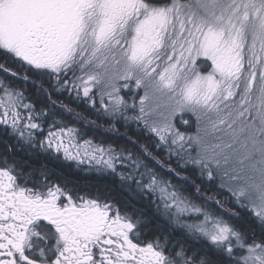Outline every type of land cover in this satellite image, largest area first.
<instances>
[{
    "label": "snow or ice",
    "instance_id": "obj_1",
    "mask_svg": "<svg viewBox=\"0 0 264 264\" xmlns=\"http://www.w3.org/2000/svg\"><path fill=\"white\" fill-rule=\"evenodd\" d=\"M0 128L114 178L70 185L9 146L0 264H264V0H0Z\"/></svg>",
    "mask_w": 264,
    "mask_h": 264
},
{
    "label": "trees",
    "instance_id": "obj_2",
    "mask_svg": "<svg viewBox=\"0 0 264 264\" xmlns=\"http://www.w3.org/2000/svg\"><path fill=\"white\" fill-rule=\"evenodd\" d=\"M69 102L70 101H65ZM73 107H76L75 104L72 105ZM86 105H80L79 109L80 111H83L84 108H86ZM64 119L72 123V120L70 117L65 116ZM133 134V129H125L123 127H120L118 132L116 133H107L104 128H92L88 130V136L94 137L96 140H108V141H115L118 144H123L126 135L124 134ZM119 137V139H117ZM14 139L8 135V133L3 129L0 128V151H5L8 149L9 146H11L12 150L16 149ZM24 158H26V155H24ZM29 159L34 160L35 165L41 169V170H48V168L52 165H54V160L57 158L50 157L49 155L46 154H34L29 156ZM73 175H76L73 173ZM70 176V177H69ZM68 177L70 178L71 181H73V177L68 174ZM72 178V179H71ZM113 179L110 176L104 175L97 173L96 171H87L84 172L82 168V187L85 186H111L113 185ZM76 181H73L76 183V185H79V181L77 179H74ZM113 195L122 203L128 205L130 208H133L137 211L143 210L146 212L149 218H151L152 213L155 211L154 206L150 205L147 200L141 199L134 193L126 190H120L116 189L113 192ZM237 226L238 227H244L246 224L250 223L248 217L246 216L245 213H241V221H237ZM154 227V223H153Z\"/></svg>",
    "mask_w": 264,
    "mask_h": 264
},
{
    "label": "flooded vegetation",
    "instance_id": "obj_3",
    "mask_svg": "<svg viewBox=\"0 0 264 264\" xmlns=\"http://www.w3.org/2000/svg\"><path fill=\"white\" fill-rule=\"evenodd\" d=\"M14 142L13 143L15 144L16 149L12 150V152L10 153V156L17 158L21 162V164L26 165L27 168L35 169L37 171L41 170L35 165L34 160L29 159V156L34 155V154L49 155L50 157L57 158L56 160H54V165H52L48 168V170L50 172L55 173L63 181H66L70 185H72V184L76 185V183L73 181H76L74 179H77L79 181V185H77V186L82 187V168H77L74 164H69L68 162L64 161L62 158H58L52 153H45L43 151L29 152L27 150H21V145L17 144V142L15 140H14ZM6 151L7 150L0 151V156L4 155L6 153ZM24 155H26L27 159L24 158ZM83 170H84V172L88 171L84 168H83ZM73 173L76 175H73ZM68 174L73 177V181L70 180V178H69L70 176L68 177Z\"/></svg>",
    "mask_w": 264,
    "mask_h": 264
},
{
    "label": "rangeland",
    "instance_id": "obj_4",
    "mask_svg": "<svg viewBox=\"0 0 264 264\" xmlns=\"http://www.w3.org/2000/svg\"><path fill=\"white\" fill-rule=\"evenodd\" d=\"M178 123H179V121H178ZM181 126V128H182V130L186 127V126H184V125H180ZM193 127H194V124H193ZM85 169V168H84ZM88 171H95V170H88Z\"/></svg>",
    "mask_w": 264,
    "mask_h": 264
}]
</instances>
